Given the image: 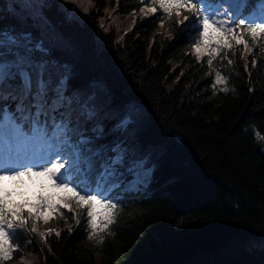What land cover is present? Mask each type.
Listing matches in <instances>:
<instances>
[{"label": "trees", "instance_id": "obj_1", "mask_svg": "<svg viewBox=\"0 0 264 264\" xmlns=\"http://www.w3.org/2000/svg\"><path fill=\"white\" fill-rule=\"evenodd\" d=\"M84 3L88 13L76 9L83 23L69 22L56 5L45 9L72 45L55 55L81 80L103 81L118 97L142 101L165 151L146 187L118 193L122 211L105 243L87 240V208L55 203L64 215L51 216L53 234L44 241L19 234L9 264H264V48L246 60L238 48L209 66L188 43L198 35L180 33L176 24L160 27L153 21L161 12L142 11L150 4ZM53 39L49 32L45 46ZM217 72L226 83L215 84ZM41 225L38 232L50 230Z\"/></svg>", "mask_w": 264, "mask_h": 264}, {"label": "snow or ice", "instance_id": "obj_2", "mask_svg": "<svg viewBox=\"0 0 264 264\" xmlns=\"http://www.w3.org/2000/svg\"><path fill=\"white\" fill-rule=\"evenodd\" d=\"M141 3L150 4L142 8L145 17L162 13L153 21L160 27L176 24L180 33H196L198 41L188 43L209 66L238 48L245 60L256 46L264 48V0ZM54 5L69 22H84L77 8L89 11L84 0H0V264L14 258L19 234L30 232L44 241L53 231L38 232L41 220L47 224L52 215H64L48 203L51 198L38 197L35 204L11 201L5 181L19 186L24 177H43L63 193L59 201L69 211L71 205L88 209L87 240L103 244L122 211L118 193L146 187L165 151L154 139L153 114L142 101L118 97L103 81L81 80L72 64L55 55L54 49L72 45L45 13ZM49 32L54 39L46 47ZM226 82L217 72L215 84ZM72 218L78 225V217Z\"/></svg>", "mask_w": 264, "mask_h": 264}, {"label": "rangeland", "instance_id": "obj_3", "mask_svg": "<svg viewBox=\"0 0 264 264\" xmlns=\"http://www.w3.org/2000/svg\"><path fill=\"white\" fill-rule=\"evenodd\" d=\"M133 21H135V18L132 19L131 21L132 24H133ZM192 52L194 55L197 56L195 52V48L192 49ZM36 177L40 180V183H38V181L36 180L34 176L31 178L24 177L22 181L20 182L17 189L11 185L9 186L3 185V189L12 193L11 198L13 201L17 200V201H21L22 203L24 201H28L30 204L32 203L34 204L37 201H39L38 197L42 196L45 198H51L50 200H48V203H53V204L58 203L60 206L61 205L64 206L59 201V196L63 195V193L59 192L58 189L50 186L43 177H38V176ZM2 194L3 193L0 192V195ZM72 211L74 212L75 210H72ZM97 211L101 213V216L103 215V211L100 208H97ZM45 214L48 215V212L45 211ZM41 224L42 225L39 228L40 230L55 229L51 221L45 224L43 223V220H41Z\"/></svg>", "mask_w": 264, "mask_h": 264}]
</instances>
